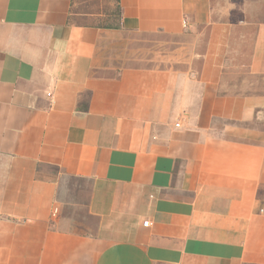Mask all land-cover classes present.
I'll return each instance as SVG.
<instances>
[{"label":"crops","instance_id":"obj_1","mask_svg":"<svg viewBox=\"0 0 264 264\" xmlns=\"http://www.w3.org/2000/svg\"><path fill=\"white\" fill-rule=\"evenodd\" d=\"M98 2L0 0V264H264V0ZM121 32L198 40L119 68Z\"/></svg>","mask_w":264,"mask_h":264},{"label":"rangeland","instance_id":"obj_2","mask_svg":"<svg viewBox=\"0 0 264 264\" xmlns=\"http://www.w3.org/2000/svg\"><path fill=\"white\" fill-rule=\"evenodd\" d=\"M88 5L96 6L98 0H86ZM118 14L114 9L113 15ZM264 17V15H259ZM113 16L110 24L115 22ZM250 22L237 28L228 57V69L243 74L247 71L255 43L257 22ZM198 37L190 32L178 35L165 33L121 32L104 42V53L111 65L122 67L127 65L164 66L175 61L174 66L185 68L184 63L193 54ZM170 62V63H169ZM114 71L112 68L109 72Z\"/></svg>","mask_w":264,"mask_h":264},{"label":"built area","instance_id":"obj_3","mask_svg":"<svg viewBox=\"0 0 264 264\" xmlns=\"http://www.w3.org/2000/svg\"><path fill=\"white\" fill-rule=\"evenodd\" d=\"M150 222L149 221H145L144 222V225H148Z\"/></svg>","mask_w":264,"mask_h":264}]
</instances>
